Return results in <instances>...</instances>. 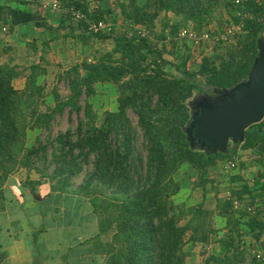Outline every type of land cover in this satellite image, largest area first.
<instances>
[{
    "label": "trees",
    "instance_id": "16d2710c",
    "mask_svg": "<svg viewBox=\"0 0 264 264\" xmlns=\"http://www.w3.org/2000/svg\"><path fill=\"white\" fill-rule=\"evenodd\" d=\"M58 1L66 19L72 20L74 11L85 15L78 20L79 28L85 31L89 28L88 18L108 21L106 10L91 12L87 0ZM117 1L122 17L134 25L151 28L164 12L163 29L169 28L173 38L169 43L173 47L182 27L193 23V28L201 33L213 21L217 7L225 6L229 12L234 9L232 0H145L142 4L139 0ZM242 9L254 13V17L247 18L244 30L234 38L238 41L235 49H228L225 57L203 56L197 69L191 68L189 52L180 63L165 59V39L169 36L165 30L157 34L163 40L162 47L138 33L128 35L113 30L77 35L72 30V36L84 42L92 37L113 40V50L94 61L70 66L65 73L69 95L64 99L55 90V105L41 114L39 102L45 97V87L38 83V77L48 69L40 63L25 67L0 63V198H4L6 180L19 168L26 169L27 174L36 172L40 179L28 180L31 186L40 184L45 177L52 182V191L79 194L90 201L95 213L102 214L101 209L103 214L111 213L110 218L100 221L101 232L113 228L111 239L103 246L105 264H186L190 255L186 245L207 242L213 233L212 212L203 203L189 206L175 202L174 196L182 189L175 173L182 164L190 163L205 184L211 167L230 159L238 147L253 146L252 130L264 128L263 119L247 129L244 142L230 143L227 153L216 154L192 149L184 131L190 119L187 100L202 84L195 79L201 76L214 87H232L248 77L259 54L264 5L249 0ZM10 10L11 7L0 4V28L9 22ZM169 12L175 16L172 21ZM169 65L175 71H170ZM23 75L25 87L18 89L14 80ZM98 83H113L119 92L117 110L107 111L102 124H98L89 101L96 94ZM66 108L70 115L83 112L76 132L69 129L58 134L51 145L38 140L29 146L28 127L47 129L54 116ZM129 111L137 116L145 155L138 145L139 132ZM49 146L53 147L49 162L55 166L51 173L45 170ZM91 156L93 170L76 189L73 178ZM228 210H233L230 201L220 203V214H228ZM247 222L252 236L258 238L264 223L255 216ZM229 224V234L220 239L223 256L210 259L217 263H234L228 252L234 250V256L239 253L243 235L240 221L230 220Z\"/></svg>",
    "mask_w": 264,
    "mask_h": 264
},
{
    "label": "crops",
    "instance_id": "0c3cea01",
    "mask_svg": "<svg viewBox=\"0 0 264 264\" xmlns=\"http://www.w3.org/2000/svg\"><path fill=\"white\" fill-rule=\"evenodd\" d=\"M51 1L0 0V4L11 7V10L8 11L9 22L0 28V43L2 42L1 39L4 40L6 33L3 31L8 30V36L13 44H16L15 48L13 47L14 50L10 52L6 47L2 48L4 49L5 61L0 63L18 64L22 57H19L16 51L21 49L20 47L28 50L27 55L39 56L38 60H34L35 62L33 61L32 64L46 61L52 63V67H54L55 62H60L63 64L64 68L62 69L64 70L84 60H91V57L85 56L86 48L93 44V40L100 39L92 37L87 42L82 40L79 42L80 38L72 36V30L77 35L80 33L88 34L89 28L88 31L79 28L78 20L74 17L72 20L66 19L64 11L60 8L44 6L45 3ZM87 1L91 12L106 10V17L108 21L113 23L114 32L127 34L125 29L115 23L118 21L117 10L113 9L114 6L111 2L114 1L115 7H118L119 2L117 0ZM124 21L128 26L132 23L127 20ZM1 56L2 54H0V58ZM46 62L45 65H42L50 72L51 68ZM251 137L254 145L248 148L238 147L230 159L220 161L211 167L205 177V184L200 182L198 171L190 163L182 164L175 173V179L182 186L181 191L174 196L175 202L189 206L203 203V207L212 212L213 233L210 234L207 242H189L186 245V250L190 252L186 264H226L217 263L210 259L212 256H223L220 239L226 238L229 234V221L234 219L240 221L243 235L239 253L234 256V250L228 252V255L235 260L231 264H264V229L258 238L252 236L247 221L253 215H250L246 210V206L254 207L257 212L254 216L264 223V128L252 130ZM232 162L236 163L235 167H231ZM39 179L40 175L33 172L27 175L12 174L3 186L4 198H0V206L3 207L0 209V232H6L7 239H5L6 243L0 241V264L9 263L13 258L20 256V232L26 233L29 237L36 233V226L40 225L35 224L34 226L30 221L34 220L35 223H37L36 221L41 223L45 212L40 206L45 204L49 197L53 195L56 197L58 194L78 197L81 202L80 205H84L85 209L80 213L82 222L79 226L82 227L83 223L85 229L82 234L76 237L80 246L75 247L76 242L71 243L70 247L66 244V248H69L70 252L73 248H80V253L72 257L74 260H71L72 254L63 249L65 245L60 241L59 244L62 248H57L56 257L49 250L43 253L33 250L34 252L28 256L26 261L31 262V264H34L35 259H38L41 264H105L106 253L103 246L111 237H107L104 242H100L97 237L100 224L90 201L76 193L52 191V182L45 177L42 178L40 184L34 185V187L28 182V180L36 181ZM229 193L241 199L242 208L239 210L233 208V210L227 211L228 214H220L218 212L220 203L225 200L232 203L228 199ZM35 210L36 212L33 213L32 211ZM61 211V209H56L55 216L60 213L63 215ZM241 212L246 214L243 216ZM57 229L61 233L65 226H60ZM38 232L45 234L46 230L42 228ZM8 239H10L9 242ZM8 249L10 250L9 253L6 252ZM258 253L262 255L261 259L256 257Z\"/></svg>",
    "mask_w": 264,
    "mask_h": 264
},
{
    "label": "rangeland",
    "instance_id": "374dc122",
    "mask_svg": "<svg viewBox=\"0 0 264 264\" xmlns=\"http://www.w3.org/2000/svg\"><path fill=\"white\" fill-rule=\"evenodd\" d=\"M144 1L145 0H139V3L142 4L144 3ZM111 3H112V6H114L113 9L117 10L116 13H117L118 21H115V23L116 24L118 23L120 27L125 29L128 35H134V33L137 34V29H134L133 22L129 26L125 23L124 21L125 19L122 17V15L119 12L120 11L119 5L118 7H115L114 1ZM60 10L64 11L61 8ZM231 12H233V9L231 10ZM231 12H229L225 6L217 7L213 21L210 22L209 25L204 30L210 29L213 31H221L223 27L231 19L234 18ZM169 14H170L169 19H171L172 21L175 18V16L172 12H169ZM163 19H164V12L161 13V15L155 20V23H154L155 25L153 27L151 28L148 27L153 37L152 41L155 42L159 47H162L163 40L160 39L157 34H160L162 30H165L166 34H169V31H170L169 28L163 29L165 28L163 25ZM135 26H142V25L135 24ZM186 27H190L194 29L193 23L188 24V26ZM186 27H182V28H186ZM3 32L4 33L6 32V33L3 38L4 40L1 39L2 42L0 43V54H2L0 58V62L5 61V56L3 52L4 49L2 48L6 47L8 51L10 52L14 50L15 45H16V44H13V42L11 41V38L8 36L9 31L7 30ZM171 38H172V35L169 34V36L165 39L166 40L165 41L166 47H165V54H164L165 59H167V61H170L172 63H180L183 60V56L185 54H188L189 52L191 54L190 62H191L192 69H197L199 67L200 62L203 59V56L215 57L216 55H222L225 57L226 51L231 48L235 49L236 44L238 43V41L235 40L237 38H235L230 42L220 43L218 45L211 46V44L205 43L206 45L201 44V45L196 46V43L191 41V39H185L187 41L186 43H184V39L179 38V39H176L175 41L176 45L173 47L172 44L169 43V41L173 39ZM259 38L262 41H264V32L260 35ZM80 40L81 39H79V42H81ZM25 46L27 47V45ZM113 47H114L113 40H106V41L101 40L100 41L96 39V40H93L92 45H89V47L86 48L87 53L85 56L88 58L91 57V60L94 61L96 60V57H99L102 54H105L107 52L108 53L112 52ZM20 48L21 49L16 51L18 53V56L22 57L18 61L20 64L16 63L19 67L30 66L34 60L35 61L38 60L39 56L36 57L34 55H27L28 50L23 49V47H20ZM45 62L40 61L38 63L44 64ZM47 65L49 66V68H51L50 72L47 71L46 74L44 73L38 77V83H40L41 85H44L45 87V97L41 102H39L40 103L39 109H38L39 114L46 112L48 109H50L51 107L55 105V96H54L55 93H53L55 90H57L59 94L61 95V97L64 99L70 93L68 79L66 78L67 75L65 74L67 69L65 70L62 69L64 68L63 64H60V62H55L53 65L54 67H52V63H48ZM168 69L172 72L175 71L174 70L175 68L171 65L168 66ZM82 73L84 74L86 72L82 71ZM197 78H198L196 79L197 81L201 82V80H203L201 76ZM199 78H201V80H199ZM25 82H26V79H25V76L23 75L22 77L15 79L13 84L16 88L23 89L25 87ZM203 96L205 98V104L207 103L208 105L211 104V100H210L212 97L211 92L203 90L202 88L200 90L194 91L192 97H190L187 100V102L192 105L191 109L189 108L192 114L194 113L193 108L195 106V102L198 101L197 100L198 97H203ZM118 97H119V92L117 90V85L113 83L96 84V94L90 97L89 101L93 104V108L97 114L98 124H102L107 111L117 110ZM85 100L86 99L84 97L82 100L83 105L85 104ZM194 115H191L190 125L193 122ZM80 117H83V112H81L80 114L73 113L72 115H70L69 108H66L62 114H56L54 116V118L50 122L49 128L46 129V128L39 127V126L34 127V128L28 127L27 129L28 145L29 146L35 145L38 140H40L42 143H48L49 145H51L50 142L55 140L58 134L64 133L69 129L75 133L78 127V122H79ZM129 117L131 119L132 124L134 125V127H136V129L139 132L138 145L141 149H143L142 132L139 131L137 116L133 111H129ZM188 137L190 139L189 141H190V146L192 149L207 150L206 146L201 144L199 141L197 142V140L193 137V135L189 132V130H188ZM52 150H53L52 146H49L47 149L48 163H47V167H45V170H47V172H50V173L52 172V169L55 167L53 164L49 162L52 160ZM143 154L144 155L146 154L144 149H143ZM93 160L94 158L93 156H91L89 162L83 163L82 171L79 173V175L73 178L74 188L76 189L79 188L84 183L87 177V174L92 172L93 166H94ZM39 164L42 165V163L40 162ZM33 173H36V172H33ZM14 174L27 175V170L24 168H19L17 171H15ZM65 195L66 194H58V196H56L57 199L55 195H53L52 197H49L47 199L45 204H42L40 206L43 208L45 212L44 218L41 220V223H38L39 221H36L37 223H35L34 220L30 221L34 226L35 224L40 225V226H36L37 227L36 233H34L33 235H31V237H29L26 233L20 232V237H19L20 244L19 245H20L21 254L20 256H18V258H13L12 260H10L9 263H6V264H31V262L26 261V260H28V256H30L34 251L37 252V250L40 253H43L46 250L47 251L49 250L50 252H52V255L56 257V255L58 254L56 251L57 248H62L59 244L60 241H62L63 244L65 245V248L63 247V249L67 253L72 254L70 258L80 253V248H76V249L73 248L72 252H70L69 248H66V244H68L67 246L70 247L71 243L76 242L75 247L80 246L79 241L78 239H76V237L77 235L82 234V232L85 229L84 227L85 224L82 223V227L79 226L80 222H82L81 221L82 215H80V213L83 212L85 208H84V205L83 206L80 205L81 202L78 197L75 198L72 196H65ZM54 207H57V208H54ZM56 209L57 210L61 209L62 210L61 212L63 215H61L60 213L57 216H55ZM32 212L35 213L36 210ZM101 212L102 214L96 213V219L98 220L99 224L101 220L105 221V219L111 217L110 216L111 213L104 212L103 214L102 209H101ZM60 226L61 227L65 226V229H63L61 233L57 229ZM42 228L46 230L45 234H41L40 232H38V230ZM112 233H113V228L107 232H101L99 229V233L97 237L99 238L100 242H104L107 240V237L109 238L111 237ZM5 239H7V233L0 232V241L6 243ZM9 241L10 239H8V242ZM6 252L9 253L10 250L8 249V251L6 250ZM28 253L30 254L26 255ZM71 260H74V258H72Z\"/></svg>",
    "mask_w": 264,
    "mask_h": 264
},
{
    "label": "water",
    "instance_id": "95a60500",
    "mask_svg": "<svg viewBox=\"0 0 264 264\" xmlns=\"http://www.w3.org/2000/svg\"><path fill=\"white\" fill-rule=\"evenodd\" d=\"M259 54L246 79L229 88L207 84L201 78L199 88L211 92V104L198 97L193 108V122L184 126L193 137L207 147L206 154L227 153L230 143L244 142L247 129L264 119V41L258 39ZM189 80L192 78L187 77ZM198 79V78H196ZM195 79V81H196ZM200 88V89H201ZM209 100V102H210ZM188 103V102H187ZM188 103L191 109L192 105ZM208 105V106H207ZM190 143V141H189ZM191 147V146H190ZM1 258V256H0ZM34 264H41L35 259Z\"/></svg>",
    "mask_w": 264,
    "mask_h": 264
},
{
    "label": "built area",
    "instance_id": "2783aa9c",
    "mask_svg": "<svg viewBox=\"0 0 264 264\" xmlns=\"http://www.w3.org/2000/svg\"><path fill=\"white\" fill-rule=\"evenodd\" d=\"M249 0H232L233 3V13L234 18L231 19L221 31H213V30H204L201 33L192 29L190 27L182 28L179 31V38L180 39H191L197 45H218L220 43H227L232 41L239 33H241L246 25L247 18H253L254 13L244 11L242 6L246 4ZM260 5H264V0H258ZM45 7L51 6L53 8H59L60 4L58 0H52L51 2L45 3ZM241 7V8H240ZM74 18L76 20H80L85 18V15L82 14L80 11L73 12ZM89 24V30L95 33H110L113 31V23L111 21L106 20H87ZM134 29H137V33L141 37H148L150 40L153 39L151 32L146 26H135L133 25ZM206 43V44H205ZM231 167H235L236 163L232 162ZM231 195V196H230ZM228 199L232 201L233 208L239 210L242 208V201L239 197L232 195L229 193ZM246 210L249 212L250 215H256V209L252 206H246ZM257 258L261 259L262 255L258 253L256 255Z\"/></svg>",
    "mask_w": 264,
    "mask_h": 264
}]
</instances>
